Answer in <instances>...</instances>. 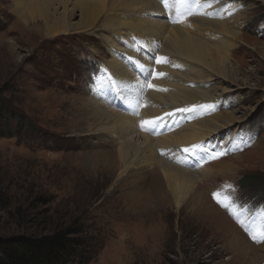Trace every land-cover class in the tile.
<instances>
[{"label":"rangeland","instance_id":"obj_1","mask_svg":"<svg viewBox=\"0 0 264 264\" xmlns=\"http://www.w3.org/2000/svg\"><path fill=\"white\" fill-rule=\"evenodd\" d=\"M6 1L0 0V103L12 118L0 128V237L48 235L76 221L94 246L90 264H244L241 257L231 262L234 252L200 225L217 207L258 253L256 264H264V0H242L226 16L245 13L233 54L243 72L229 79L235 90L223 92L222 78L209 86L219 113L236 112L240 123L205 142L203 166L215 171L160 217L151 215L160 203H150L156 186L148 185L159 167L149 177L117 172L110 182L102 163L119 152L120 140L78 115L111 59L105 39L95 33L47 41L26 31ZM189 3L190 15L181 17L185 22L175 15L176 25L214 21L228 10L222 4L214 13L212 0Z\"/></svg>","mask_w":264,"mask_h":264},{"label":"bare ground","instance_id":"obj_2","mask_svg":"<svg viewBox=\"0 0 264 264\" xmlns=\"http://www.w3.org/2000/svg\"><path fill=\"white\" fill-rule=\"evenodd\" d=\"M189 1H6L26 31L47 41L95 33L105 39L111 59L100 69L98 89L88 90V100L78 106V115L89 128L107 131L120 140L119 152L113 158L107 155L102 163L110 182L117 172L128 177L136 169L148 171L149 177L155 166L159 167V176L151 183L146 180L151 188L156 186L150 203H160L152 210L154 217L168 214V204L180 207L189 195L197 193L199 182L215 171L203 166L205 142L240 123L236 112L219 113V99L209 89L222 78L223 92L235 90L229 79L236 81L243 72L234 63L233 54L240 49L245 13L226 17L242 0H212L217 4L214 13L222 4L228 5L225 13L217 15L222 17L214 21L191 18L176 25L175 15H190ZM160 58L164 62L156 63ZM148 125L153 129L146 130ZM165 147L161 154L159 150ZM215 210L202 215L200 225L206 226L213 240H222L234 252L231 262L241 257L244 264H256L259 255L247 238L217 207Z\"/></svg>","mask_w":264,"mask_h":264},{"label":"trees","instance_id":"obj_3","mask_svg":"<svg viewBox=\"0 0 264 264\" xmlns=\"http://www.w3.org/2000/svg\"><path fill=\"white\" fill-rule=\"evenodd\" d=\"M12 118L0 103V128ZM84 226L76 221L43 236L0 237V264H90L92 246Z\"/></svg>","mask_w":264,"mask_h":264},{"label":"snow or ice","instance_id":"obj_4","mask_svg":"<svg viewBox=\"0 0 264 264\" xmlns=\"http://www.w3.org/2000/svg\"><path fill=\"white\" fill-rule=\"evenodd\" d=\"M162 2H163V0H162ZM164 61H163V59L162 58H160V59H157L156 60V63H163ZM151 87H153L151 84H149V88H151ZM181 111H183V110H181ZM145 123H148L147 121H145ZM185 152H187L188 151V149H185L184 150ZM214 158H218V157H214ZM253 239H255L254 237H253Z\"/></svg>","mask_w":264,"mask_h":264}]
</instances>
